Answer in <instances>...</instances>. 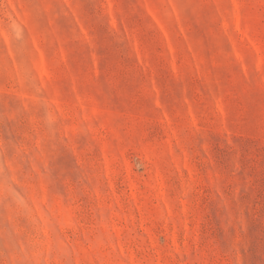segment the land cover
<instances>
[{"label": "rangeland", "instance_id": "rangeland-1", "mask_svg": "<svg viewBox=\"0 0 264 264\" xmlns=\"http://www.w3.org/2000/svg\"><path fill=\"white\" fill-rule=\"evenodd\" d=\"M0 264H264V0H0Z\"/></svg>", "mask_w": 264, "mask_h": 264}]
</instances>
